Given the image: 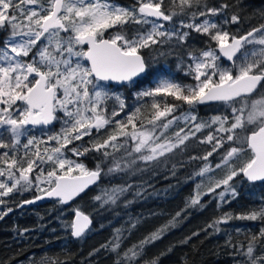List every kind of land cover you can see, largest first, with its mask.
<instances>
[{
	"label": "snow or ice",
	"instance_id": "1",
	"mask_svg": "<svg viewBox=\"0 0 264 264\" xmlns=\"http://www.w3.org/2000/svg\"><path fill=\"white\" fill-rule=\"evenodd\" d=\"M247 7L244 0L219 7L209 6L208 0H168V4L165 0H136L129 6L116 0H0V32L10 29L0 47V149L5 150L0 153V205L11 193L32 190L39 194L20 207L45 198L66 205L107 177L154 173L185 154L186 142L206 129L207 136L198 143L211 145V151L177 163L182 167L202 160L204 167L194 175L203 177L213 171L208 157L226 143L236 145L215 165L228 171L208 193L225 203L230 202L229 197H238L233 182L241 174L247 182H264V23L244 35H239L240 28L229 30L256 15L264 20V9L245 16ZM193 31L207 36L215 47L208 41L204 48L189 45ZM144 49L156 55L145 58L141 55ZM30 54L31 59L26 60ZM173 55L178 59L177 71L191 83L158 67L161 59ZM149 72L152 86L140 87L138 78ZM258 91L260 98L251 99ZM168 97L174 102L169 103ZM128 99L136 104H128ZM212 104L225 111L207 120L200 118L199 107ZM56 122L59 132L45 131ZM181 124L183 127L169 135ZM106 126H114L115 132L102 142L90 140L84 146L83 137H91L94 131L99 135ZM38 131L42 135H35ZM245 131L249 134L242 135ZM5 136L10 143L4 142ZM76 141L81 143L74 144ZM248 151L251 156L245 163L229 167ZM67 152L84 159L94 153L99 156L95 167L88 168L69 158ZM176 170L173 163L172 175ZM221 186L223 191L217 194L215 190ZM133 187L143 185L101 187L93 199L102 207L114 206ZM200 187L197 185L187 207L201 206V196L207 193H201ZM131 203L126 201L124 207ZM7 212L0 213V219ZM73 212V219L63 220L61 228L72 238L82 239L91 231L92 220L79 207ZM180 215L178 212L168 224L122 254L124 229H116L101 248L116 255L114 264H139L146 248L175 227ZM232 219L264 220V208L236 217L225 213L208 227L219 232V225ZM262 239L264 228L246 249L244 245L236 248L237 264H264ZM146 264H159V258Z\"/></svg>",
	"mask_w": 264,
	"mask_h": 264
},
{
	"label": "trees",
	"instance_id": "2",
	"mask_svg": "<svg viewBox=\"0 0 264 264\" xmlns=\"http://www.w3.org/2000/svg\"><path fill=\"white\" fill-rule=\"evenodd\" d=\"M116 1L121 5H128L127 0ZM244 3L248 6L245 16H251L254 10L258 12L264 9V0H244ZM165 4H168V0H165ZM208 4L211 7H219L223 1L208 0ZM233 11L235 10L228 12L229 17ZM177 19L174 18V21ZM261 23H264V20L256 15L252 19L243 21L242 24L231 25L229 30L235 32L240 28V34ZM2 34L3 32H0V39ZM205 41L215 46V42L210 41L207 36L193 31L188 44L196 48H204ZM141 55L145 58L149 56L146 49L141 51ZM151 55H155L154 52ZM177 60L175 55L169 56L166 61L161 59L158 67L162 68L165 64L166 69H174ZM174 72L176 79L190 83V79L184 77L177 69H174ZM151 77H153L151 72L139 77V84L146 80L149 82ZM168 102L173 103L174 99L168 97ZM214 105L200 106L198 116L207 117ZM217 113V111L213 112V114ZM59 128L60 124L56 122L54 126H49L51 129L49 133H56ZM114 132L115 128L106 126L101 134L98 135L94 131L91 137H83L82 142L88 147L90 140L102 142ZM202 138L203 134L197 133L196 139L186 142L189 147L185 154L170 161L167 167L161 165L154 173L107 177L102 183L90 187L66 205H59L56 200L49 199L20 207L19 203L23 199L37 194L35 190L11 193L4 197L5 204L0 205V213L7 212L8 208L12 211L7 212V215L0 219V264H55L57 261L60 264H114L116 255L105 251L101 246L109 242L116 229L125 230L123 236L126 239L123 240L120 249L122 254L158 228L168 224L178 212L181 215L177 219L176 226L170 228L161 239L146 248V256L139 261V264H146V261L156 258H159V264H237L240 257L236 255V248L244 245L246 249L252 237L258 236L260 229L264 228V220L232 219L226 224H220L219 232L208 225L223 217L225 213L236 217L248 215L253 211L258 212L264 208V182H247L240 175L234 178L233 182L239 195L236 198L229 197L230 202L222 203L216 195L207 192L201 196L200 207H187L193 196L194 173L198 172L204 162L197 159L181 167L177 161H188L191 156H205L210 151V146L198 143ZM79 143L81 141L74 142V144ZM227 145L234 146L230 143L224 146ZM224 148L218 152L223 151ZM3 151L5 150L0 149V153ZM218 152L208 157L209 164L217 161ZM66 154L69 155L68 152ZM98 156V153H94L87 159L82 157L79 159L88 168H94ZM250 156L251 152L248 151L239 159H234L236 167L245 163ZM173 163L177 164L176 175H172L171 172ZM128 184H142L143 187H133L114 206L102 207L93 199L100 194L101 187L110 188L114 185L127 187ZM137 191L141 193L139 197L134 195ZM215 192L217 193L218 189ZM128 200H132L133 203L125 208L124 204ZM77 207L88 213L92 219L91 231L82 239L72 238L70 232L61 228L63 220H70L72 210ZM133 224H136L135 228L132 227ZM236 229L241 231L237 233ZM21 232L24 233L22 236ZM260 243L264 244V239ZM96 249L100 251L96 252ZM90 253L94 254L90 256Z\"/></svg>",
	"mask_w": 264,
	"mask_h": 264
},
{
	"label": "rangeland",
	"instance_id": "3",
	"mask_svg": "<svg viewBox=\"0 0 264 264\" xmlns=\"http://www.w3.org/2000/svg\"><path fill=\"white\" fill-rule=\"evenodd\" d=\"M117 2V1H116ZM118 3V2H117ZM119 4V3H118ZM121 5V4H120ZM123 6H129V5H123ZM202 19V18H201ZM176 21H178V20H176ZM197 22H199V21H197ZM166 25H167V22H166ZM112 30H109V33L111 32ZM9 32H10V29L9 30H6V31H4L3 32V34H2V36H1V39H0V47H3L4 46V37L6 36V35H8L9 34ZM106 37H107V34H106ZM215 47V46H214ZM250 48H251V46H249ZM258 47L259 46H257V49H258ZM146 52L149 54V55H151V53L152 52H150L148 49H146ZM154 54L156 55V53L154 52ZM26 60H30L31 59V54H30V56L29 57H27V58H25ZM177 62H178V60H177ZM177 65V64H176ZM176 65H175V67H174V69L176 70ZM165 67H167L165 64H163V66H162V69L165 71V72H169V71H171V72H174V69H166ZM152 79H153V77H151L150 78V81L149 82H144V83H142L141 85H140V87H150V86H152L151 85V81H152ZM191 83V82H190ZM261 91H264V90H261ZM260 98V91H258L255 95H253L252 97H251V99H259ZM162 102V101H161ZM127 103L128 104H130V105H135L136 104V101L134 100V99H128L127 100ZM149 104L151 103V101H149L148 102ZM212 109L213 110H211V112L207 115V117H205V118H202V119H205V120H207L210 116H214V115H218V114H220L221 112H223V111H225L223 108H219L218 109V106L217 105H214L213 107H212ZM185 110H187L186 108H185ZM214 111H217L218 113L217 114H213V112ZM227 111H229L230 112V109H228ZM146 115H147V113H145ZM179 114V112H177V115ZM120 119H123L124 118V113H121V115H120V117H119ZM59 124V123H58ZM179 127H183V125L181 124V125H179L178 127H175V128H173V129H171L170 130V132H169V135H171V133L172 132H174V131H178V129H179ZM114 128V126L113 127H111V129H113ZM249 128H251V126H249ZM60 129V128H59ZM51 129H46L45 131H50ZM60 131V130H59ZM59 131H57V132H59ZM102 131V130H101ZM208 131L209 130H204V132H203V138L204 137H206L207 136V134H208ZM246 133H247V131H245V132H243V133H241L242 135H246ZM35 134H37V136H40V135H42V133L41 132H36ZM49 134H51V133H49ZM202 138V139H203ZM4 142L5 143H10L11 141H10V139L7 137V136H5L4 138ZM26 142V140H23L22 139V143H25ZM50 143V145L52 146V147H55L56 146V144H55V142H49ZM227 144V143H226ZM209 145V144H208ZM210 146V151H211V145H209ZM234 146H236V145H234ZM225 148H224V150L223 151H219L218 152V154H217V161L215 162V163H213V164H210L211 165V167H212V169H213V171H211V172H209L207 175H205V176H203V177H201V176H193L194 177V187H193V190H192V193H193V195L196 193V191H197V185H200L201 187H200V189H199V191L201 192V193H207L208 192V188L209 187H213L214 186V182L215 181H218V180H220V179H223L224 177H225V175H226V173H227V171H228V168H220V169H216L215 168V165H217V164H219L220 163V160H221V156H223L229 149H230V147H233V146H230V145H227V146H224ZM69 153V158H71V159H74V160H77L78 162H82L80 159H79V157H76V156H74L71 152H68ZM12 155V153L11 152H9V156H11ZM19 155V154H18ZM250 158V157H249ZM248 158V159H249ZM247 159V160H248ZM208 163H209V159H208ZM25 167H26V164L24 165ZM46 167V170H51V167L50 166H48V165H46L45 166ZM202 167H204V164L200 167V169L202 168ZM229 167H236V165H235V163H234V161H232L231 163H230V165H229ZM200 169L198 170V172L200 171ZM39 171V169H37V170H35L34 171V173L32 174V176H33V178H34V176H35V174H36V172H38ZM220 191H223V186H221V188H218V192H217V194L220 192ZM219 200V199H218ZM257 254L259 255L260 253H258L257 252Z\"/></svg>",
	"mask_w": 264,
	"mask_h": 264
},
{
	"label": "water",
	"instance_id": "4",
	"mask_svg": "<svg viewBox=\"0 0 264 264\" xmlns=\"http://www.w3.org/2000/svg\"><path fill=\"white\" fill-rule=\"evenodd\" d=\"M251 29H249V30H247V31H250ZM247 31H244V32H242V33H240L239 35H244V34H246V32ZM143 76V75H142ZM249 134V132H247L246 133V135H248ZM242 175V174H241ZM243 176V175H242ZM245 178V177H244ZM246 179V178H245ZM39 193H37V194H35V195H33V196H31V197H29V198H26V199H23L20 203H19V205H21L22 203H23V201L24 200H30V199H34V197L36 196V195H38ZM49 199H51V198H45V199H41V200H38V201H35L34 203H36V202H40V201H45V200H49ZM55 200V199H54ZM70 203V202H69ZM29 205V204H28ZM25 206V205H24ZM74 209H76V208H74ZM73 209V210H74ZM73 210H72V215H71V219H73V216H74V212H73ZM81 210V209H80ZM83 211V210H82ZM85 212V211H84ZM85 214H87V215H89L88 213H86L85 212ZM91 218V217H90ZM70 219V220H71ZM92 220V219H91ZM70 236H71V234H70Z\"/></svg>",
	"mask_w": 264,
	"mask_h": 264
},
{
	"label": "flooded vegetation",
	"instance_id": "5",
	"mask_svg": "<svg viewBox=\"0 0 264 264\" xmlns=\"http://www.w3.org/2000/svg\"><path fill=\"white\" fill-rule=\"evenodd\" d=\"M222 1H223V3H230V2L233 3L234 2V0H222ZM127 2H128V5H132V4H135L136 3V0H127ZM190 82H192V81L190 80Z\"/></svg>",
	"mask_w": 264,
	"mask_h": 264
}]
</instances>
